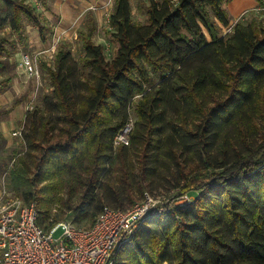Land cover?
Instances as JSON below:
<instances>
[{
	"label": "trees",
	"instance_id": "1",
	"mask_svg": "<svg viewBox=\"0 0 264 264\" xmlns=\"http://www.w3.org/2000/svg\"><path fill=\"white\" fill-rule=\"evenodd\" d=\"M222 4L149 0V23L135 24L130 0H115L113 58L93 40L89 12L77 38L81 61L61 44L54 64H42L51 91L26 113L13 191L27 202L38 200L40 185L64 191L78 225H91L105 206L128 211L146 193L195 194L144 218L115 264H264V26L238 21L220 36L219 23L231 26ZM27 24L47 41L31 4L0 0V30L21 38ZM6 41L0 36L8 54ZM132 105L130 142L115 146ZM6 165L0 157V171ZM55 221L40 212L41 226Z\"/></svg>",
	"mask_w": 264,
	"mask_h": 264
},
{
	"label": "built area",
	"instance_id": "2",
	"mask_svg": "<svg viewBox=\"0 0 264 264\" xmlns=\"http://www.w3.org/2000/svg\"><path fill=\"white\" fill-rule=\"evenodd\" d=\"M258 10L264 11V0ZM105 14L111 23L112 13ZM232 30L230 26L228 31ZM42 54L43 51L25 52L20 59V67L29 80L37 82V87L43 75ZM33 108L30 102L28 110ZM134 123L132 117L119 131L115 146L129 144ZM22 131L23 126L13 135L23 140ZM174 199L175 205H184L191 202L192 196L183 193ZM167 201L169 198L164 200L146 193L128 211L105 206L91 225L80 226L71 218L45 228L39 224L37 202H27L12 191L5 174L0 186V264H115V251L131 240L139 223L150 213L165 210Z\"/></svg>",
	"mask_w": 264,
	"mask_h": 264
},
{
	"label": "rangeland",
	"instance_id": "3",
	"mask_svg": "<svg viewBox=\"0 0 264 264\" xmlns=\"http://www.w3.org/2000/svg\"><path fill=\"white\" fill-rule=\"evenodd\" d=\"M29 4H31L36 13L39 15L40 19L44 22L47 23V29L45 30L46 37L47 39H54L55 30L56 27H60L59 29H69V26L74 29H85V18L86 14L88 13L86 10L83 15H78L77 13H69L68 17H61L58 15H53L52 20L48 19L49 11L47 10V6L45 3H43L41 0H26ZM107 2L105 5L102 6L103 10V23L102 25L96 26L95 24V30H94V37H95V42L97 44H101L104 47L105 55L107 59H111L116 55V51L118 50L119 44L118 42L114 39L113 37V30H112V25L110 22L107 20V16L105 14L106 11H109L113 13L114 9L109 10L108 7L111 9L110 5L114 4V0H112L111 4ZM149 0H130L131 2V8H132V19L135 24H148L149 23V16L147 13V5H148ZM158 2H163L164 0H156ZM47 4L49 3V0L46 1ZM49 5V4H48ZM210 15L215 18L214 12L211 7L208 8ZM238 21L244 22V23H254L264 26V11L262 10H252L249 13H247V16H245L244 19H240ZM236 21V22H238ZM232 23L231 26H234L236 23ZM220 27V36H228L232 33V31H228L229 27H225L222 24L219 23ZM38 29L32 25L28 24L26 26V31L22 35L21 38H19L18 35L13 34L11 29L9 27L3 28L0 30V36L4 37L7 39L5 43L6 51L8 52L5 53L4 51L0 52V60L2 61H9V66L6 68H2L0 66V82L3 81V79L7 78L10 75H22L24 79L29 81V91L33 90L32 96H30L31 103H33L34 107H39L43 103V97L46 93L51 91V87L49 85V81L47 78H45V73L43 71L42 79H41V84L39 87H37V82L33 79H28L26 74L24 73L23 69L19 70L20 66V59L22 53L28 52L29 49L27 45L29 43H35V41L38 40V34L36 33ZM206 31V29H205ZM40 35V34H39ZM62 34L58 35L56 38V41H59V45L64 44L66 45L74 54L75 58L79 61H81V58L83 56V52L80 48V43L76 42V39L70 40L67 38H64L61 36ZM62 37V40H61ZM209 37V36H208ZM210 38V37H209ZM16 43V45H14ZM53 50V49H52ZM57 50V47L55 51ZM32 53V52H31ZM34 53V52H33ZM53 56H48L45 57V59L42 61L43 63H48L50 65H53L55 62V56L56 52H53ZM20 54V55H19ZM20 58V59H19ZM20 71V72H19ZM47 79V81H45ZM13 82L8 83L5 87H7L4 90L9 89L8 91V96L12 98L9 100L8 98L3 97V101L8 99V104H12L15 102L16 99H18L20 96H22L25 92V88H22V86H16V88H13ZM129 115L133 117L134 119L136 118V111L135 108L132 107L128 111ZM15 129L14 131H16ZM13 131V132H14ZM25 144L22 141V139L18 136H12V140L9 144V146L1 145L0 146V157H3L6 159L7 165L6 167L3 168V171H0V186H1V180L3 176L6 174V180L9 184V187L11 188V183H10V173L14 165V158H19L22 156L25 152ZM48 185V184H45ZM43 185H40L38 187V200L37 205L38 209L41 212V215L47 218V223H50L51 221H55L58 223L59 221H64L67 219H71L75 217L74 212L70 209L69 205L67 204V196L65 192L61 191H54L53 192H47L45 190L40 191L39 189L43 188ZM12 190V188H11ZM13 191V190H12ZM15 192V191H14ZM18 194L17 192H15ZM19 195V194H18ZM192 196L195 195L194 193L191 194ZM171 197V198H169ZM169 201H167L166 205L171 206L175 205V199L170 195ZM166 200L167 198H163ZM80 225H89L90 222L82 221L78 222ZM61 231L58 233V235H61Z\"/></svg>",
	"mask_w": 264,
	"mask_h": 264
},
{
	"label": "crops",
	"instance_id": "4",
	"mask_svg": "<svg viewBox=\"0 0 264 264\" xmlns=\"http://www.w3.org/2000/svg\"><path fill=\"white\" fill-rule=\"evenodd\" d=\"M47 1V0H46ZM109 0H49V5L46 2V8L49 11L48 19L52 20L53 15H58L61 17H68L69 13H77L78 15H83V13L88 10L86 14L85 21L87 19V16L89 12H91L94 16V30H95V24L96 26H99L104 24L103 23V10L102 6L105 5ZM115 4V0H114ZM114 4L110 5L111 10L114 9ZM260 3L258 0H223L222 8L224 11L227 13L228 18L232 23L244 19L245 16H247V13H249L252 10H258L260 7ZM86 23V22H85ZM28 25V24H27ZM60 27H56L55 30V37L54 39H47V41H43L41 39V36L39 35V30L36 31L38 34V40L35 41V43H29L27 45L29 51L28 52H38V51H43L42 54V61L45 59V57L48 56H53V52H57V50H52V46L54 45L56 38L58 35L62 34L61 36L70 40L78 38L79 30L80 29H74L69 26V29H59ZM82 29V28H81ZM61 37V40H62ZM93 40L95 41V37L93 34ZM77 42V41H76ZM57 46V49L59 47ZM56 54V53H55ZM20 55V54H19ZM20 59V58H19ZM50 65V64H49ZM19 70H22L20 66ZM20 72V71H19ZM43 73V69H42ZM47 81V79H45ZM13 88H16V86H22V88H25V92L22 96H20L18 99H22L19 104L14 105L8 104V99L3 101V97L8 98V91L7 90H2L0 92V135L6 139L7 143L6 145L9 146L12 136L13 131L15 129H20L23 126L26 113L28 111V104L30 103L31 99L30 96L33 94V90L29 91V81L24 79L22 75H16L14 79L12 80ZM12 98L9 97V100ZM17 100V99H16ZM15 100V101H16Z\"/></svg>",
	"mask_w": 264,
	"mask_h": 264
}]
</instances>
